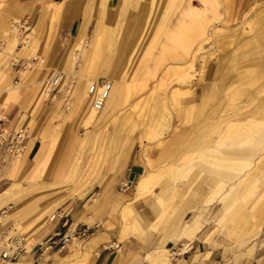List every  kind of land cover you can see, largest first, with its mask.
<instances>
[{"label":"rangeland","instance_id":"1","mask_svg":"<svg viewBox=\"0 0 264 264\" xmlns=\"http://www.w3.org/2000/svg\"><path fill=\"white\" fill-rule=\"evenodd\" d=\"M80 1L82 4L77 7L75 3ZM111 1L110 7L118 11L115 17L110 8L101 13L107 22L115 18L118 23L114 32L119 38L114 66L125 71L129 97L108 116L102 119L98 113L88 123L91 112L85 113L76 105V92L83 82L84 57L81 55L82 65L73 59V65L67 63L77 35L55 40L60 23L65 20L54 14L55 5L63 2L62 8L69 13H77L78 9L79 14L88 10L94 14L107 2L0 0V112L15 106L25 114L24 120L30 122L28 134L34 132L40 137L39 153L44 157L37 176L29 178L30 163L28 169L15 173L12 164L17 158L0 152V193L16 186L26 191L18 205L14 196L11 198L14 208L7 224L17 221L22 232L35 239L44 238L50 232L48 226L56 223L50 220V214L63 208L71 212L69 216L79 211L81 222L91 226L90 236L82 243H88L93 234L102 230L103 248L136 252L134 264H145L144 260L156 264L152 258L158 254L151 251L163 243L170 249L172 264L178 259H191L194 254L205 257L204 264L228 260L253 264L264 255V33L255 40L260 27L254 20L264 14V0H243L248 2V9L240 19L225 15L230 0H152L148 4L151 8L144 12L139 8L145 0L138 2V8L134 7V0H129L128 7L123 0ZM194 4L200 12L194 11ZM66 15V19L77 24L85 20L83 15ZM25 17L32 21L29 33L33 41L27 47L30 49L20 51L18 47L15 51L18 43L14 46L12 40L7 41L8 35L13 34L14 22ZM244 19L247 33L241 27ZM91 20L94 25L96 16ZM93 31V26L85 31L87 44ZM98 37L102 46L110 49L108 34L102 32ZM127 39L134 41L132 49L126 47ZM55 48L60 52L56 53ZM251 51L254 62L245 64L240 57ZM192 55L193 68L188 62ZM34 57L38 59L24 71L14 73L11 69L14 61ZM52 60H59V66ZM120 61L124 62L121 67ZM227 62L233 64L231 69L226 67ZM211 66L216 67L214 74L207 72ZM221 67L227 75L220 73ZM252 68H257V72ZM75 70L79 76L71 86ZM57 72H63L65 77L60 92L53 97L46 90ZM210 80L217 90V101L225 102L206 114L207 123H216V127H207L199 141L187 139L186 144H191L175 165L158 163L160 150L173 129L181 128L178 123L168 125L171 113L180 115L179 126H190L185 124L188 119L181 123L182 95L192 94ZM240 145L247 150L244 154L220 152L227 146ZM134 156L140 157L139 163L132 162ZM145 158L158 163L153 173L155 185L151 192L135 199V181L144 170ZM124 159L122 169L114 167L116 161ZM222 163L236 169L220 167ZM132 167L139 169L138 174L131 175ZM213 176L221 181L217 192L200 193L199 184ZM243 177L245 181L240 183ZM190 199L194 203L189 207ZM199 211H216L218 217L203 225L201 237L194 239L188 247L190 251L185 253L182 243L167 231L175 218L189 220ZM208 233L214 245L204 242ZM89 243L92 247L87 251L92 258L100 251ZM69 249L63 252H73ZM208 251L211 254L206 256ZM263 260L264 257L259 259L258 264Z\"/></svg>","mask_w":264,"mask_h":264},{"label":"crops","instance_id":"2","mask_svg":"<svg viewBox=\"0 0 264 264\" xmlns=\"http://www.w3.org/2000/svg\"><path fill=\"white\" fill-rule=\"evenodd\" d=\"M107 2L105 8H110V4H111V0H105ZM141 0H134L133 1V5L134 7L138 8V2ZM152 0H148V2H150ZM231 4L229 6V8L227 9V11L225 12V15L231 18H243L244 16V12L245 10L248 9V2H243V0H230ZM123 5H129V0H123ZM82 2H77L75 3V5H77V7L79 5H81ZM101 5V2H100ZM126 5V7H128ZM63 6V2L61 3H56L55 5V13L59 19H65L63 21H61L60 26H59V31L56 33L55 36V40L58 39H62L67 38L68 35L70 34H74V35H78L81 31V29L84 27L85 22L88 20L89 17V22L87 24L86 27V32L91 28V26L95 28L97 27V24L99 21H101L103 19L104 13L102 14L101 11L105 10L104 5H101L99 7V9H97L95 11L94 14H92L91 12L85 11L79 14L80 10L77 9V13L73 12V13H69V11H65L64 8H62ZM128 9V8H127ZM113 15L112 17H115V12L117 13V9L115 11V9H113ZM124 12V10H123ZM39 13L41 14V16H45V12L44 11H39ZM126 13V12H125ZM66 14H70V15H83V17L85 18V20L82 23H76V21H74L73 19H66L67 15ZM96 16L97 18V22L92 25L91 24V18L92 16ZM108 17L110 16V12L107 15ZM251 18V17H250ZM23 19H28L29 23H30V27H32V21L30 19V17H25ZM23 19H18L17 21L14 22V25H12V35H8L10 36L8 40H12V44H14V46L17 45L15 51L18 50L19 44L22 42L21 40V33L19 32L20 30L17 28V23L21 22ZM115 18H113V20L110 22H107V24L112 25L115 22ZM255 21H258L259 23V29L258 30V35L255 38V40H258L260 38V35L262 33H264V14H260V16H255L254 17ZM7 22V21H6ZM7 25V23H6ZM16 29V30H15ZM137 28L133 31V33H136ZM133 37H130V39H132ZM17 39V40H16ZM253 40V41H255ZM33 41V37L30 36V34L26 37V45L23 48H20L19 50H24V49H30L27 48L29 47V45L32 44ZM134 41H129V39H127V48L130 47V49H132L134 47ZM249 42V41H247ZM246 42V43H247ZM56 53L60 52L59 48H55ZM58 51V52H57ZM248 54H252L254 52H247ZM117 58V57H116ZM76 61L80 60L81 61V57L79 58H75ZM245 64H249L252 63L254 61L252 60H242ZM52 64L59 66L60 61L59 60H52L51 61ZM68 64H72V57H68ZM124 62L120 61L119 62V66L122 65ZM121 67V66H120ZM11 69L13 70L14 73H16L17 67L11 66ZM78 71L75 70L74 71V75L75 76H79V74L77 73ZM215 76V75H213ZM213 76L209 75V77ZM103 78V77H102ZM78 79V78H77ZM101 78H99L98 80H100ZM232 76H231V82L232 80ZM97 80V81H98ZM77 81V80H76ZM75 81V82H76ZM80 84V79L78 80V85ZM115 87V84H114ZM113 87V89H114ZM48 88V86H47ZM186 88H184L183 90H185ZM208 89V90H207ZM48 90V89H47ZM47 95H48V91ZM195 94V95H194ZM193 95V96H192ZM195 96V97H194ZM217 90L215 89V87L213 86V82L212 80H210L209 82H206L202 87H198L195 89V91L192 94H185L181 97L180 102L182 103L183 107H190L192 108V113L191 115H188L186 119H188V122H186L185 124H190V126H185L184 124H182V126H179L180 123V117L178 116V114H173L171 113L172 117L171 120L168 118V125L169 126H174L172 125L173 123H178V129H173L171 137L169 139V141L164 145V147L160 150V157L158 160V163L160 162H166L168 164H170L171 162L175 165L176 162H179L184 156H185V151L187 150V147H189V145L191 143L186 144V140L189 139V141L192 142H196L199 141L201 138H203L205 136V129L207 127H209L210 129H213L216 127V123L215 125L211 126L207 123L205 117L206 114L208 112H210L212 109L216 108L219 105V101H217ZM214 101L212 102L213 98ZM188 99V100H187ZM217 101V102H216ZM201 104V105H200ZM196 107V108H195ZM24 115L21 111H19V109L15 106H12L10 108L1 110L0 112V119H3V123L5 126L9 127V128H17V127H21V126H25L27 128H30V122L27 120H24ZM101 115V114H99ZM193 116V117H192ZM102 117V116H101ZM88 118H86L87 120ZM103 119V117H102ZM30 130V129H29ZM42 147V140L40 139L39 136H37L34 132L33 133H29V138H28V148L27 151L23 154H21L20 158H17L14 161V164H12V171H14L15 173H18L24 169L27 168V165L30 163L29 165V170L31 168V166H35L33 173H29V170H27V175L30 178H35V176H37L38 170L39 168H41L42 164H43V160L44 157L41 155V153H39V151L41 150ZM0 152H4L3 150H0ZM5 153V152H4ZM127 154V153H126ZM124 160H118L116 161V163L114 164L115 168H120L122 169V167L124 166ZM132 162L134 163H139L140 162V157L139 156H134ZM146 162V163H145ZM148 162V163H147ZM155 161H152L149 158H145L144 162H142L143 164V172L140 173L137 177H136V181H135V199H140L142 198L144 195H146L147 193L151 192H144L142 188H140V181L149 176L151 173H154V170L158 164ZM28 169V168H27ZM139 170L138 168L132 167L131 169V175L136 174ZM138 174V173H137ZM221 181L217 180L215 178V176H213L210 179H205L204 181H202L201 184H199L198 186V190L200 191V193H206V192H217V189H219V184ZM207 186V187H206ZM130 188V187H129ZM210 189V190H209ZM142 192V194H141ZM14 194L17 195H23L22 200L25 198L26 195V191L24 187L21 186H16V187H12L7 189L6 191H3L0 193V210L1 208L4 207L3 204H8V203H12L13 201L11 200V198L14 196ZM117 195H119V197H122V194L117 193ZM194 203V201L192 199L188 200L187 202V206H191ZM230 205H225L224 207L227 208ZM14 208V206H13ZM71 214V212H69V215ZM52 216V214H50V217ZM200 219V229H198L195 232L186 233V227L187 225H189V222L192 221L195 218ZM218 217V213L215 211L212 212H208V213H203L202 211H199L197 213H195L191 219L187 220V219H183L182 217H177L174 219V221L172 222L171 227L169 228V230L167 231L168 233H170V235L175 236L176 238H174V240L176 242H181L182 243V250L185 251V253H188L190 251V249L188 248L191 244V242L194 239H198L199 237H201V233L203 232V225L208 221L217 218ZM71 219V224L70 226L66 227V228H62V226L60 224H58L57 222L54 225L48 226L50 232L48 233L51 234L53 232H55L58 229H62L63 231H72L73 229H75L78 226H82L84 225L83 222H81V220L83 219V217H81L80 212L77 211L75 213V216L71 215L70 216ZM205 221V222H204ZM185 225V226H184ZM200 230V231H199ZM180 231V232H179ZM99 234V235H98ZM185 234V235H184ZM180 236V237H179ZM32 237V236H31ZM193 238V239H192ZM104 232H102V230H98L97 233L93 234L92 239L90 240L94 246H96V249H99L100 252H97L98 254H95V256H93L92 258L90 257L91 252L87 251L91 249V243H82V242H74L73 244H71L69 247L70 249H72L73 252H50L49 254L45 255L42 258H38L35 254L29 253L27 252V254H25L24 256H22V258L16 262L15 264H134L135 262V255L136 252H131V250L129 251L128 249H125L123 252H120L118 250H106L105 248H103V244H104ZM190 239V240H189ZM212 237H211V233H208L206 238L204 239V242L208 245H214L213 241H212ZM190 241V242H189ZM165 248V250L163 249ZM69 249V250H70ZM160 249L163 251H168L167 253V257L165 254V252L160 251ZM156 250V251H155ZM154 251L151 252H156L158 254V256H154V260L152 258L153 261L156 262V264H172V260H171V253H170V249L166 248L165 244L163 243L160 247H158L157 249H155ZM95 253V252H94ZM211 254V251H208V253L206 254V256H209ZM160 255H163L162 258ZM148 256H152V255H148ZM146 256V258L148 257ZM264 255H261V258H263ZM203 258L205 257H200V255H192L191 259H185V261H183L182 259H178V262L175 264H204L203 263ZM68 259V260H67ZM162 259V260H161ZM170 259V260H169ZM258 257L255 259V262L253 264H258L259 262ZM51 261H53L51 263ZM170 261V262H168ZM145 264H149L148 262H144ZM221 264H246L245 260H238L237 262L234 261H224ZM261 264H264V260Z\"/></svg>","mask_w":264,"mask_h":264},{"label":"built area","instance_id":"3","mask_svg":"<svg viewBox=\"0 0 264 264\" xmlns=\"http://www.w3.org/2000/svg\"><path fill=\"white\" fill-rule=\"evenodd\" d=\"M28 19H23L17 23V28L21 33L20 48L26 45V37L31 29ZM38 58L20 59L13 62L17 67V73H20L30 67ZM20 77V76H19ZM64 73L57 72L48 83L49 96L55 97L59 92L64 81ZM76 76L72 79L71 86H74ZM113 91V82L111 80L100 79L93 81L88 86V97L91 100V108L101 111ZM28 128L25 126L9 128L4 125L3 119H0V150L6 154L17 157L23 154L28 145ZM13 205L9 204L0 210V264H9L19 261L22 256L29 253L42 258L50 252L61 253L65 251L74 242L85 241L91 233V226L84 224L78 226L72 231H63L58 229L47 237L35 239L19 229L17 221L7 224L11 216ZM52 222H57L66 228L70 226L71 219L69 213L63 208L55 210L50 218Z\"/></svg>","mask_w":264,"mask_h":264},{"label":"bare ground","instance_id":"4","mask_svg":"<svg viewBox=\"0 0 264 264\" xmlns=\"http://www.w3.org/2000/svg\"><path fill=\"white\" fill-rule=\"evenodd\" d=\"M151 2H148V0H145L142 5L140 6V10H143V12L145 10H149V8L151 7H148ZM192 4V3H191ZM195 6V9L197 8V10L194 9V11L196 12H200V7L197 6L196 4H194ZM105 8V7H104ZM222 11V10H221ZM195 12V13H196ZM200 14V13H199ZM197 15V14H196ZM194 17V16H193ZM197 17V16H196ZM195 18V17H194ZM245 20V19H244ZM243 21V20H242ZM89 22V17H88V20L85 22L84 24V27L81 29V31H79L80 33L77 35L76 37V41H75V49L73 51H71L70 53V57H72V59L76 62L75 58L77 57H81V55H83L84 57V62H85V67L82 69V85L81 87L77 90L76 92V95H77V106L79 108H83L84 109V112H91V115H90V118L87 120L88 123H90L92 120H94V118L96 117V115L101 114V116H108L111 112H113L115 109H117L118 107H121L124 103H125V97H129V93L128 95L126 96V90H127V85H126V77H125V71H123V69H120V68H116V66H114V60L117 59V47H116V41L119 40V38L114 34L115 32V28L118 26V23L115 21L114 24L112 25H109L106 23V20H104V16H103V19L101 21L98 22L97 24V27L95 28V30L93 31V35H92V39H91V42H89L88 44L86 43V36H84L85 34V31H86V27L87 24ZM247 20H245L243 23H242V26L243 29L246 31V27H247ZM249 25V24H248ZM240 26V25H239ZM240 27V28H241ZM239 28V29H240ZM242 29V28H241ZM16 30V29H15ZM237 30V29H236ZM102 32L104 33H107L108 34V38H107V41L110 43L111 47L110 49H106L104 46H102V41L99 40V37L98 35L102 34ZM248 32V30L246 31V33ZM210 36V34L208 33V37ZM17 40V39H16ZM243 58L240 57V59L242 60H251L250 57H251V54H248L247 52L243 53ZM188 55V54H187ZM186 55V56H187ZM194 55L191 56V58L188 60V62H190V67H194V61H195V56L193 57ZM236 56V55H235ZM234 56V57H235ZM242 56V54H241ZM189 57V56H187ZM234 59V58H233ZM222 60V59H221ZM235 60H232V62L235 63ZM74 62V63H75ZM81 65H82V62L79 60L78 61ZM186 64V63H185ZM204 64V63H203ZM228 66H226L228 69H231V67H233V64L232 63H229L227 62L226 63ZM72 65H73V61H72ZM183 65V64H181ZM255 65V64H254ZM183 67V66H182ZM186 67V66H185ZM183 67V68H185ZM180 68V66L178 67ZM222 67L220 68V73L222 72V75H227L228 73H226L223 70H221ZM181 70V69H180ZM186 70V69H185ZM185 70L183 69L182 72L185 73ZM252 70H254L255 72H257V68H252ZM250 70V71H252ZM216 71V67H208L207 69V72L210 74H214ZM249 71V72H250ZM229 72V71H228ZM186 75L189 74V73H185ZM110 78L112 79V81H115L116 84H115V87H114V82H113V91H112V94L110 96V98L107 100L104 108L101 110V111H96L94 109L91 108V100L89 99L88 97V88H85V86L87 84H90L91 82L93 81H97L99 78ZM188 81V80H187ZM225 84V83H224ZM89 86V85H88ZM78 87V86H77ZM86 89H87V92H86ZM208 90V89H207ZM194 92V91H192ZM195 95V94H194ZM183 96V95H182ZM193 96V95H192ZM195 97V96H194ZM213 98V97H212ZM188 100V99H187ZM214 101V100H213ZM217 102V101H216ZM261 101H259L260 103ZM220 105H224V101L220 100L219 101ZM164 104V103H163ZM181 104V103H180ZM201 105V104H200ZM179 107V106H178ZM250 107V105H249ZM247 107V108H249ZM196 108V107H195ZM253 109V108H252ZM233 110V109H232ZM179 113L181 114V119H182V122L181 123H184L186 121V118L188 115H191L192 113V108L190 107H183L181 106V109L179 110ZM252 113V112H251ZM180 116V115H179ZM255 116V115H254ZM235 117V116H234ZM262 118V117H261ZM252 119V117H251ZM231 122V121H230ZM247 128V126H246ZM233 129V128H232ZM244 130V129H243ZM234 141L237 140L238 138H233ZM233 141V142H234ZM264 149V148H263ZM247 151L246 148L242 145L240 146H232V147H229L227 146L226 148H223L222 150H220V152H224V153H228L230 155H233L235 152L239 153H243ZM21 155L17 156V158H20ZM146 163V162H145ZM148 163V162H147ZM215 165V164H214ZM219 166H226V167H230V168H233V169H236V167H233V165H226V163H222V164H219ZM34 168L35 166H31L30 168V172L29 173H33L34 171ZM170 169V168H169ZM166 170V169H165ZM250 176V175H249ZM245 177V176H244ZM243 177V178H244ZM154 174L151 173L149 176L143 178L141 181H140V188L143 189L144 192H149L151 191L153 185H152V182L154 181ZM243 181H245V178L242 179L240 181V183H242ZM128 184V183H127ZM207 187V186H206ZM210 190V189H209ZM142 194V192H141ZM151 195V194H150ZM22 198H23V195H17L15 194L14 195V201L15 203L18 205L21 203L22 201ZM221 200V199H220ZM241 200V199H240ZM242 207V206H241ZM129 215V214H128ZM51 218V217H50ZM259 219V218H258ZM205 222V221H204ZM258 224V223H257ZM185 226V225H184ZM260 226V225H259ZM186 227V233L189 232L192 234V232H195L197 231L198 229H200V219L199 217L198 218H195L193 219L192 221L189 222V225L185 226ZM200 227V228H199ZM200 231V230H199ZM180 232V231H179ZM99 235V234H98ZM185 235V234H184ZM31 237V236H30ZM180 237V236H179ZM193 239V238H192ZM190 240V239H189ZM76 242V241H74ZM73 242V243H74ZM72 243V244H73ZM212 245V244H211ZM165 250V248H163ZM163 250V251H164ZM156 251V250H155ZM160 251H162L160 249ZM162 251V252H163ZM165 252V251H164ZM168 253V251H166ZM165 252V253H166ZM167 253L165 254L167 256ZM96 254H98L96 252ZM161 258L163 255H160ZM169 257V256H167ZM154 260V258H153ZM162 260V259H161ZM170 260V259H169ZM18 262V261H17ZM170 262V261H168ZM16 262H13V263H9V264H15ZM163 264V263H162Z\"/></svg>","mask_w":264,"mask_h":264}]
</instances>
